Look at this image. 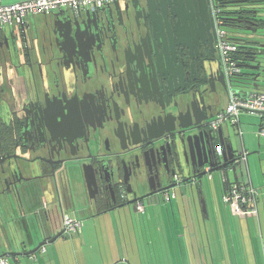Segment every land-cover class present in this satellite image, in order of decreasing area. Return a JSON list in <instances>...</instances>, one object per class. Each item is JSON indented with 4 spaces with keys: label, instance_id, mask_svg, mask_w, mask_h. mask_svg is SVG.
Listing matches in <instances>:
<instances>
[{
    "label": "flooded vegetation",
    "instance_id": "1",
    "mask_svg": "<svg viewBox=\"0 0 264 264\" xmlns=\"http://www.w3.org/2000/svg\"><path fill=\"white\" fill-rule=\"evenodd\" d=\"M115 1L0 30V232L19 233L18 244L50 240L66 214L163 199L206 160L175 155L166 131L194 112L210 121L228 102L227 76L210 70L219 51L209 2ZM232 5L234 26L222 28L249 56L264 53V0Z\"/></svg>",
    "mask_w": 264,
    "mask_h": 264
},
{
    "label": "crops",
    "instance_id": "2",
    "mask_svg": "<svg viewBox=\"0 0 264 264\" xmlns=\"http://www.w3.org/2000/svg\"><path fill=\"white\" fill-rule=\"evenodd\" d=\"M248 116L243 115L236 125L241 136L237 147L247 157L239 164L236 178L232 171L229 175L232 173V182L260 190L258 217L235 214L222 200L219 180L206 177L188 190L176 188L177 196L169 202L146 199L144 212L133 204L94 215L89 211L72 213L83 220L77 232L81 243L73 248L65 232L47 244L45 251L40 249L46 256L33 254L29 260L25 255H5L13 258L11 264H264V136L256 137L252 131L245 139L241 128ZM23 217L29 228L22 233H30L38 241L39 234L31 228L33 219ZM101 221L108 223L98 230Z\"/></svg>",
    "mask_w": 264,
    "mask_h": 264
},
{
    "label": "built area",
    "instance_id": "3",
    "mask_svg": "<svg viewBox=\"0 0 264 264\" xmlns=\"http://www.w3.org/2000/svg\"><path fill=\"white\" fill-rule=\"evenodd\" d=\"M115 0H16L13 3H2L0 0V30L11 29L26 23L28 15L51 14L63 9H96ZM217 26V47L219 56L225 65L226 76L229 80L228 102L224 111L217 113L211 120L212 128L217 129L219 125L231 122L238 125L243 115H251L260 120L257 136H264V89L238 88L233 85L232 80L241 72L233 55L238 51L239 43L230 38L228 31L222 28L224 22L220 18V0H208ZM232 79V80H231ZM242 133V132H241ZM246 152L242 157L246 159ZM209 180L218 179L223 188L222 200L224 204L231 207L235 214L240 216H257V197L260 190L252 185L231 181L226 170L219 173L209 172ZM176 198V192H168L163 199L169 202ZM137 209L144 212V206L137 204ZM65 232H80L83 220L71 215H65L61 221ZM46 246L41 250L45 251ZM0 264H11L6 256L0 255Z\"/></svg>",
    "mask_w": 264,
    "mask_h": 264
},
{
    "label": "water",
    "instance_id": "4",
    "mask_svg": "<svg viewBox=\"0 0 264 264\" xmlns=\"http://www.w3.org/2000/svg\"><path fill=\"white\" fill-rule=\"evenodd\" d=\"M200 0H144L146 7H149L151 2L155 3H171V4H188L195 5ZM208 1V0H203ZM247 0H241V2ZM117 2V1H115ZM135 3H140L141 0H133ZM80 10V9H77ZM76 11V10H75ZM59 17L69 16V13L65 10L59 11ZM249 51H244V56L241 59V62L238 64L240 69L245 68L246 71L241 72V76L239 79L240 86L247 87L251 82V85L255 89H260V83H264V65L263 61L255 64L257 61V57L263 55L264 53H256L252 55V53H248ZM250 59V60H249ZM264 59V57H263ZM213 62L216 64L215 70L213 65H210V70L212 73H216L223 75L226 83V72L225 65L222 59L219 57L214 58ZM257 73L258 69H260ZM232 80V79H231ZM200 111H203V108L200 107ZM214 115H211L210 121L209 118H199L197 113L193 114V122L191 124H184L182 122V118H174L173 120L178 121V127L181 129L180 131H170L167 130L169 136L174 137L171 140V146L175 149V155H178L180 150L183 152V155H186L187 151L190 153L192 157H194L197 161H199L202 157H205V161L203 163H199L197 166H192V170H190L189 165H180L179 164V173L185 175V169H189L187 171L188 177L185 178L179 185V187H185L186 190L192 187L196 182L198 184H202L203 177H207L208 173H219L223 169L227 171L228 177L230 179V171L233 172L236 178V171L242 162V157L244 155V151L240 152L237 147V139L236 138V129L237 126L232 124L231 127L228 122H226V126L223 124L219 125L217 129L212 128L210 125L211 120ZM167 120H165V123ZM176 126L173 128V130ZM178 137V138H177ZM179 139V141L177 140ZM180 142V143H179ZM205 166L209 167L204 168ZM193 178V179H192ZM209 180V179H208ZM192 182V183H190ZM183 183V184H182ZM182 184V185H181ZM174 186H166L164 189H171ZM65 233V230H60L57 232L50 240L41 241L35 247L21 252H7L6 255H25L31 256L37 253L43 246H46L49 243L56 241L59 237H61ZM5 255V254H2Z\"/></svg>",
    "mask_w": 264,
    "mask_h": 264
},
{
    "label": "trees",
    "instance_id": "5",
    "mask_svg": "<svg viewBox=\"0 0 264 264\" xmlns=\"http://www.w3.org/2000/svg\"><path fill=\"white\" fill-rule=\"evenodd\" d=\"M236 2V0H220V6H221V11H220V18L223 19L224 23H227L230 26H234L235 20H234V15H236L238 13V10L233 9V5L232 3ZM230 34V38L237 41L239 43V47H238V51L236 53H234L233 57L236 60V62L239 64L241 62L242 57L244 56L243 52L244 51H249L248 48V42L244 43L242 45V43H240L241 40L240 38H238L237 36H235L236 34L234 32L229 31ZM245 46V47H244ZM241 76V72L236 76L235 79L232 80V82L235 83L239 81H237V79H240ZM248 86L246 88H254L251 85V82H248ZM260 88L264 89V83H260ZM25 230V229H24ZM29 239H31L30 241L33 243H35L34 238H32V235L28 236ZM25 235H24V240H25ZM20 234L17 232H14L12 229L10 230L8 228V230L6 231V233L1 234L0 232V255L5 254L7 252H21V251H26L28 250L27 248H29L31 245L27 244V242L25 243H17L18 241H20ZM13 242L16 244H13ZM41 251V250H39ZM14 256H16V254H13ZM6 256V255H3ZM7 257V256H6ZM26 257V256H24ZM8 258V257H7ZM30 258H32L30 256ZM9 259V258H8Z\"/></svg>",
    "mask_w": 264,
    "mask_h": 264
},
{
    "label": "rangeland",
    "instance_id": "6",
    "mask_svg": "<svg viewBox=\"0 0 264 264\" xmlns=\"http://www.w3.org/2000/svg\"><path fill=\"white\" fill-rule=\"evenodd\" d=\"M8 0H5L3 1L5 4H8L7 2ZM9 3H13V2H9ZM43 18V14H36V15H28L25 20H26V23H29L31 25L33 24H36V23H41ZM263 31V28L260 29L259 32H262ZM246 71L245 68H242V72ZM257 73V72H255ZM244 116H247V115H244ZM246 119V120H245ZM259 124H260V120L257 118V117H254V116H248V117H245L244 120H243V125H242V134L244 135L245 139L248 138L250 136V132L253 131V133L256 135L257 137V131H258V128H259ZM225 125V124H224ZM255 129V130H254ZM241 136L239 133L236 134V138H235V141L237 139H240ZM240 172V169L238 167V173ZM230 179L233 180V176H232V173L230 174ZM218 180V179H217ZM107 223L108 221H101L100 224H98V230H101V228L103 227L102 224H104L105 226H107ZM91 228V231L95 230V227L92 225L90 226ZM65 238H67L68 242L70 243L71 247L73 248L74 244L77 245H80L81 241H80V235L79 233H69L67 232V234H65ZM101 239V237H100ZM92 241V240H90ZM94 242V239L93 241ZM99 243V241H97ZM91 242H88V246L90 245ZM94 245H97L96 244V241L94 242ZM47 246V245H46ZM97 247V246H96ZM74 250V249H73ZM34 255H37V257H42L43 256H46L47 254L45 253H42V251H38L36 254ZM28 259L30 258V256H26ZM25 258V257H24ZM30 260V259H29ZM9 261H12L13 263V258H11V260ZM11 263V262H10Z\"/></svg>",
    "mask_w": 264,
    "mask_h": 264
}]
</instances>
